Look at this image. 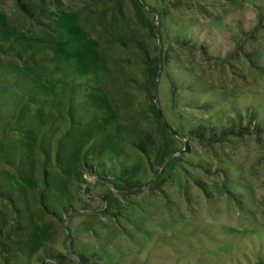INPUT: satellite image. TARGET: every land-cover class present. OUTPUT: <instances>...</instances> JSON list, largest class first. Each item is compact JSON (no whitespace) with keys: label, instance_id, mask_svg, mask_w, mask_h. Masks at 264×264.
I'll return each instance as SVG.
<instances>
[{"label":"rangeland","instance_id":"obj_1","mask_svg":"<svg viewBox=\"0 0 264 264\" xmlns=\"http://www.w3.org/2000/svg\"><path fill=\"white\" fill-rule=\"evenodd\" d=\"M236 107L263 117L264 0H0V264H264Z\"/></svg>","mask_w":264,"mask_h":264},{"label":"trees","instance_id":"obj_2","mask_svg":"<svg viewBox=\"0 0 264 264\" xmlns=\"http://www.w3.org/2000/svg\"><path fill=\"white\" fill-rule=\"evenodd\" d=\"M120 40H121V44L125 47V46H127V45H129V43H128V39H124V38H120ZM239 108H235V109H231V111L232 112H237V114H236V117L235 116H233V115H229V120L227 121V124H228V126H222V128L221 129H223L224 128V132L226 131V129H227V133H232V132H235L237 129L236 128H239L240 130L239 131H241L243 128L245 129H247V128H249V130L251 129V128H255L257 131H259V130H262L263 129V131H264V112H261L260 113V115H262L263 117H259V118H257L256 120V122L254 123V125H253V127H251V126H249V125H246V126H244V125H242V120H241V114L239 113ZM241 120V121H240ZM237 125H239V127H237ZM244 126V127H243ZM251 127V128H250Z\"/></svg>","mask_w":264,"mask_h":264}]
</instances>
